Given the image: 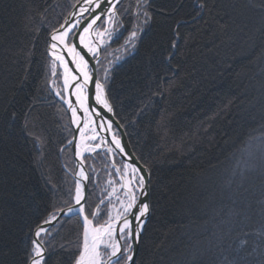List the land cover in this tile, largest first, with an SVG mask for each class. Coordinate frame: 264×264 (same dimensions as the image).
<instances>
[{
    "label": "trees",
    "instance_id": "obj_1",
    "mask_svg": "<svg viewBox=\"0 0 264 264\" xmlns=\"http://www.w3.org/2000/svg\"><path fill=\"white\" fill-rule=\"evenodd\" d=\"M74 3L0 0V252L7 253L9 264H23L32 231L65 206L74 179L67 143L74 128L50 87L45 35L31 31L39 14L49 27L59 26ZM124 3L135 12L136 0ZM262 17L264 0H208V10L196 20L187 9L175 14V20L187 22L182 31L191 39L176 57L179 71L166 73L158 15L134 50L113 65L115 118L150 170L152 212L138 264H222L216 245L235 248L241 240L252 253L241 252L247 264H264V235H257L264 220V42L257 31ZM125 20L112 50L123 47L140 19L126 14ZM109 51L101 57L103 67ZM169 78L163 94L154 96L157 83ZM13 109L17 119L10 120ZM29 129L45 139L43 156ZM95 165L105 168L99 158ZM104 182L100 175L89 185L95 191L91 203L101 194L95 185ZM79 230L76 219L56 223L57 251L50 264H70ZM69 242L71 252L59 249Z\"/></svg>",
    "mask_w": 264,
    "mask_h": 264
},
{
    "label": "snow or ice",
    "instance_id": "obj_2",
    "mask_svg": "<svg viewBox=\"0 0 264 264\" xmlns=\"http://www.w3.org/2000/svg\"><path fill=\"white\" fill-rule=\"evenodd\" d=\"M73 7L76 11L70 12L59 26L49 27L45 23L46 17L39 14V23H33L31 27L37 37L41 31L45 35V53L50 57L47 65L50 77L55 78L49 82L55 95L67 105L70 125L76 129L67 143L73 145L78 163L71 169L74 179L65 193V206H57L32 231L23 264H50L57 251L52 243V229L61 215L68 217L69 221H80L75 251L69 257L70 264H138V245L152 212L150 170L127 151V145L117 130L120 124L115 119L117 113L109 88L111 69L101 65V49L120 38L118 34L124 27L126 14L134 15L137 20L143 18L142 25L138 24L125 39V44H131L133 48L137 46L140 34L146 35L157 24L159 15L162 39L158 47L164 49L162 66L166 73L178 72L180 65L175 63L176 57L182 54L181 46L187 44L191 37L182 31L187 22L175 20L174 15L187 9V15L193 20L201 18L208 10V0H191L190 4L188 0H136L135 12H131V5L125 6L124 0H75ZM169 20L173 23L169 24ZM257 31L264 42V17ZM97 65L103 67L102 76ZM171 83L170 78L158 82L153 95H162ZM27 116L26 112V129ZM9 119H17L14 109L9 113ZM29 134L39 148L38 155L43 156L45 139L30 129ZM59 151L64 152L65 149L60 148ZM118 155L122 157L119 162L116 161ZM97 158L104 162L107 172L105 182L95 185L101 194L93 204L91 198L95 191L89 189V185L93 184L94 176L99 177L94 166ZM89 160L93 163L89 164ZM49 182L52 183L51 180ZM257 235H264V220ZM247 245V240H241L235 248L223 242L216 245L219 256L223 258L222 264H247L241 255L242 251L252 254L248 252ZM59 249L71 252L72 242L61 243ZM6 256L7 253L0 252V264H9Z\"/></svg>",
    "mask_w": 264,
    "mask_h": 264
},
{
    "label": "rangeland",
    "instance_id": "obj_3",
    "mask_svg": "<svg viewBox=\"0 0 264 264\" xmlns=\"http://www.w3.org/2000/svg\"><path fill=\"white\" fill-rule=\"evenodd\" d=\"M142 17L140 18V20H139V22L136 24V27H135V30H136V28H137V25L138 24H141L142 25ZM119 35V34H118ZM116 41V39H114L111 43H110V45L107 47V48H102V51H101V57H102V55H103V52L105 51V50H107V51H109V56L108 57H110L109 58V60L106 62V64H105V67H108V68H110V69H112V67H113V65L114 64H116V63H118L119 62V60H121V58H123L124 57V55H125V53L128 51V52H132L133 50H134V48L132 47V45L131 44H124L123 45V47L121 48V49H119V50H117V49H114V50H112V46H113V44H114V42ZM101 59V58H100ZM51 79H55V78H51ZM62 83V82H61ZM50 87H51V89H52V91H53V86L50 84ZM74 128V127H73ZM103 154V153H102ZM116 159L117 160H121L122 158L118 155V156H116ZM95 162H96V160H95ZM88 163L89 164H92L93 163V161L91 162V161H88ZM104 163V162H103ZM94 166L96 167V169H97V172L99 173V177H93V179H94V181H95V183L96 182H98V180L100 179V175H101V177L103 178V179H105L106 180V173L105 174H101V172L102 171H106L107 172V169L106 168H103V170L101 171L100 169L98 170V168H97V166L94 164ZM114 171V170H113Z\"/></svg>",
    "mask_w": 264,
    "mask_h": 264
},
{
    "label": "water",
    "instance_id": "obj_4",
    "mask_svg": "<svg viewBox=\"0 0 264 264\" xmlns=\"http://www.w3.org/2000/svg\"><path fill=\"white\" fill-rule=\"evenodd\" d=\"M125 1V0H124ZM76 11V9L74 8L73 10H72V12H75ZM101 51H102V49H101ZM101 58V57H100ZM53 94L55 95V92L53 91ZM55 97H56V99H58L62 104H63V102L60 100V98L59 97H57L56 95H55ZM65 107H66V105L65 104H63ZM66 109H67V107H66ZM69 114V116H70V113H68ZM116 119V118H115ZM120 124V123H119ZM118 132H119V134L121 135V137H122V141L127 145V151L128 152H130V153H132L133 155H134V157L135 158H137L136 156H135V154H134V152H133V150H132V148H131V146H130V143H129V141H128V138H127V136H126V133H125V131H124V129L122 128V126L120 125V127H118ZM74 133H76V129L74 128ZM68 146H71L72 147V150H73V153H74V147H73V145H69L68 144ZM121 157V156H120ZM122 158V157H121ZM138 159V158H137ZM74 160H75V157H74ZM75 163H78V161H75ZM140 163V162H139ZM141 164V163H140ZM142 165V164H141ZM74 178V177H73ZM148 178L150 179V175H149V173H148ZM65 216H60V219H62V218H64ZM150 217V216H149ZM149 217H148V219H149ZM148 219H147V221H146V224H147V222H148ZM146 224H145V226H146ZM45 227H50V226H48V225H45ZM143 235V234H142ZM139 247H140V244L138 245V251H139Z\"/></svg>",
    "mask_w": 264,
    "mask_h": 264
},
{
    "label": "bare ground",
    "instance_id": "obj_5",
    "mask_svg": "<svg viewBox=\"0 0 264 264\" xmlns=\"http://www.w3.org/2000/svg\"><path fill=\"white\" fill-rule=\"evenodd\" d=\"M58 71H59V69H58ZM66 107H67V105H66ZM74 127V126H73ZM75 128V127H74Z\"/></svg>",
    "mask_w": 264,
    "mask_h": 264
}]
</instances>
